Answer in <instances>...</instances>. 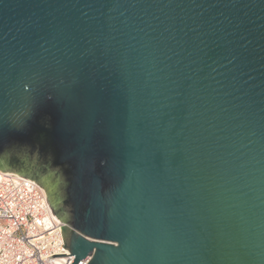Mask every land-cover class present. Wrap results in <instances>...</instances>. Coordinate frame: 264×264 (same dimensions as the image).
Returning a JSON list of instances; mask_svg holds the SVG:
<instances>
[{
  "label": "water",
  "instance_id": "1",
  "mask_svg": "<svg viewBox=\"0 0 264 264\" xmlns=\"http://www.w3.org/2000/svg\"><path fill=\"white\" fill-rule=\"evenodd\" d=\"M0 169L71 264H264V0H0Z\"/></svg>",
  "mask_w": 264,
  "mask_h": 264
},
{
  "label": "built area",
  "instance_id": "2",
  "mask_svg": "<svg viewBox=\"0 0 264 264\" xmlns=\"http://www.w3.org/2000/svg\"><path fill=\"white\" fill-rule=\"evenodd\" d=\"M64 225L42 186L0 169V264H71L74 256L62 247ZM87 261L85 257L77 264Z\"/></svg>",
  "mask_w": 264,
  "mask_h": 264
},
{
  "label": "trees",
  "instance_id": "3",
  "mask_svg": "<svg viewBox=\"0 0 264 264\" xmlns=\"http://www.w3.org/2000/svg\"><path fill=\"white\" fill-rule=\"evenodd\" d=\"M14 163H11V162H8L7 165H6V169L7 170H12V171H15V172H20V173H23L22 171H20L18 168L15 167V165L13 166ZM24 174V173H23Z\"/></svg>",
  "mask_w": 264,
  "mask_h": 264
}]
</instances>
